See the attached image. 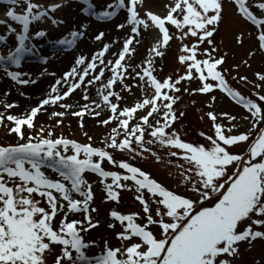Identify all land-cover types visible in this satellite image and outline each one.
Instances as JSON below:
<instances>
[{
    "label": "snow or ice",
    "instance_id": "1",
    "mask_svg": "<svg viewBox=\"0 0 264 264\" xmlns=\"http://www.w3.org/2000/svg\"><path fill=\"white\" fill-rule=\"evenodd\" d=\"M19 2L20 0H8L10 5H17ZM26 2V14H18L15 7L7 12L12 21L23 26V34L18 35V47L11 50L6 37L0 34V47L10 49V54L0 55V62L8 66L15 65L17 69L0 70L4 71L5 78L25 86L37 82L29 73L19 70L26 57L39 56V48L31 41L48 37L46 30L30 36V25L44 20L50 12L54 14L60 7L55 5L49 10L33 0ZM233 3L241 16L256 27L259 47L264 49V18L255 14L249 0H233ZM109 7L124 9L126 0H118V5ZM143 7V0H130L127 5L130 14L127 23L132 27L121 50L110 53V46L105 44L90 60L81 55L75 62L76 66L55 81L49 94L37 106L22 115L5 116L0 113V129L5 133L15 134L18 138L15 145L0 144V264H47L48 256L54 257V264H233L230 258L239 255L243 242L264 239V129H261L251 143L247 155L233 154L230 147L248 142L250 134L227 135L221 124H214L215 138L206 136L211 143L210 147L185 142L177 132L168 131L178 120L174 105L178 100L175 94L181 92L179 85L185 80L192 81L194 74H198L195 78L202 82V86L196 91L210 93L218 87L247 109L254 128L264 122V106L246 99L228 85L224 74L218 70L224 63V58L212 55L216 51L214 47L204 51L207 58L198 59L199 44H214V34L223 18V0H176L166 17L151 11L142 16ZM255 7L264 11V2L257 3ZM113 15L112 11L103 12L105 18ZM168 25L175 26L180 31L181 39L195 37L199 43L183 47L185 54L179 59L187 67L186 74L175 81L169 77L166 82H161L154 75L153 64L155 57L164 55L161 45L150 50L154 57L147 61V67L139 66L142 71L132 67L130 61L136 52L134 41L139 43L138 37L142 29L154 26L162 33V46L167 47L173 39ZM124 27V23L118 25L120 29ZM10 33L15 34L16 29L11 28ZM82 35L84 33L76 30L70 37L51 43L53 47L59 45L63 49H74ZM104 35L101 32L95 39L101 41ZM109 54L113 58H107ZM40 58L47 63L46 58ZM106 71L109 73L107 77ZM256 75L264 84V74ZM130 77L148 83L154 89V95L143 99L142 103H135V106L120 108L119 102L124 99L120 92L132 91L133 85L126 82ZM240 79L247 80V77ZM97 82L98 95L103 105L111 110V115L98 123L108 125L112 120L119 122L117 128L112 129L116 135L107 143V149L63 136L57 138L54 130L43 126L38 130L39 135L27 134L26 129L31 132L37 130V117L42 110L47 111L45 106L58 105L61 109H72L73 104L62 101H66L78 89H83L82 99L87 103L76 105L78 110L72 111L71 115L81 118L80 127H84L85 114L100 116L101 103L90 100L87 91L89 86H94ZM118 83L120 91H115L114 86ZM5 95H10V92ZM257 95L259 101L264 102V95ZM212 99L215 100V96ZM148 106H151L150 110L140 118L141 123L130 128V121L138 110ZM4 107L11 109L18 105L5 103ZM162 110L163 123L158 120L155 125L150 124L153 114L159 115ZM66 114L65 111H53L51 117H59L57 124L63 125ZM209 115L214 122L217 120L216 114ZM231 119L235 120L236 117ZM145 126L151 129L149 135L152 139L146 140ZM119 128L124 129L125 138L122 142H118L116 138ZM231 131L229 128L228 132ZM201 136L205 134L201 133ZM134 142L143 150L139 153L141 155L144 152L156 155L148 147L154 142L181 150L182 155L177 151H172L171 155L182 158L191 165L182 175L184 181L191 186V191L199 198L194 200L167 189L141 168L127 161H117L108 151L127 150L135 154L137 149L133 146ZM105 161L125 170L126 174L105 170L102 166ZM230 167L235 171L230 173ZM45 169L55 172L59 178H50ZM86 173L98 174L105 184L108 198L117 203L120 202L118 190L128 187L122 182H134L140 193L135 198L143 205L147 218L146 223L141 225L137 222L139 213L126 215L112 211L111 217L125 226L124 231L117 234V239L123 244L116 249L108 244L104 252L95 256L87 255L88 250L96 247L95 242H86L82 235L99 226L92 218V213L97 209L91 207L94 200L93 186L87 180ZM193 174L196 177L195 183L192 182ZM109 178L112 183H107ZM144 190L151 194L152 202L158 206L155 216L149 201L144 197ZM73 193L82 199L75 198ZM35 196L42 198L47 208L40 206L41 200ZM205 201L212 202L215 206H203ZM58 214L62 215V219L57 224L54 221ZM69 214H81L83 219L69 221ZM109 226L115 228L116 225ZM152 226L159 227L160 235L154 233ZM256 228L261 230H255Z\"/></svg>",
    "mask_w": 264,
    "mask_h": 264
},
{
    "label": "rangeland",
    "instance_id": "2",
    "mask_svg": "<svg viewBox=\"0 0 264 264\" xmlns=\"http://www.w3.org/2000/svg\"><path fill=\"white\" fill-rule=\"evenodd\" d=\"M55 0H33L34 3L38 5L45 6L49 10L50 6L53 5ZM264 2V0H249V4L252 10L258 17L264 18V11H261L255 7L257 3ZM60 7L57 12L53 15V19L47 22L48 18L40 22H34L31 28L30 36H35L40 30H46L48 32V37L43 39L32 40L36 46L41 47V55L46 56L48 59L47 63H40L35 60V71H31L29 65H24L19 69L22 72H27L31 75L32 79L37 81L36 83H30L29 85H19L13 82L10 78H4L6 82L0 83V113L6 115H22L26 111H29L32 107L37 106L42 99H44L50 92V87L55 83V81L61 78L64 73L71 70L72 67L76 66V60L81 56H85L88 60L91 59L94 53L100 51L105 44L110 46V53H116L121 50L123 41L126 37L131 34L132 25L127 23L130 19V14L125 9L119 7H112L110 5H118V0H90V1H77V0H62L60 2ZM176 0H143V11L142 16L147 11H151L154 14L166 17L169 13L171 7H174ZM128 5L126 0V6ZM16 8L17 13L26 14L27 2L26 0H20L17 5H10ZM86 6H91L93 10L83 17V21L76 24V14L80 9H85ZM223 18L221 23L218 25L217 30L214 34V44L208 45L207 42L199 44L198 48V59L207 58L203 53L204 51L211 50L215 48L216 51L212 53L214 57H223L224 63L218 67L224 76L227 78V83L234 91H238L246 99H251L254 102L261 103L264 106V102H260L257 93L264 95V84H262L257 73L264 74V49L259 47L258 42V31L254 25L248 22L245 18L241 16L238 12L237 7L232 3L231 0H223ZM139 10V9H138ZM104 11H112L114 16L111 18H103L102 21L97 22L93 19L94 14L103 15ZM117 11H122L123 15L126 17L125 21V32L119 33L122 29L116 27V21L120 14L117 15ZM7 10L2 4L0 5V34L4 35L7 40V44L11 45V50H14L18 46V33L21 24L19 22H14L7 17ZM121 12V14H122ZM179 15V13L177 14ZM146 18V16L144 17ZM5 19V21H3ZM120 20V18H119ZM54 21L56 23H54ZM95 22V23H94ZM103 26L102 24H108ZM94 25L97 32L94 34L89 41L88 32L90 26ZM170 28V34L173 39L169 42L167 47L162 46V33L156 29L154 26L148 29H142L141 35L138 37L139 43L134 41L136 47V52L132 55L130 64L135 67L137 71H142L140 65L147 67V61L153 59L154 54L150 51L157 45H161V51L164 52L162 57H155L153 59L154 64V75L157 76L161 82H166L169 77L173 81L184 76L187 72V67L181 63L179 57L183 53V47L185 45H196L199 43L198 39L195 37H187L181 39L182 35L175 26L168 25ZM15 28L16 33L11 34L10 29ZM115 29V30H114ZM79 30L84 35L77 41V45L74 49H71L64 58H59L60 61L57 63L52 59L50 54L57 51L64 50L62 46L56 45L53 47L51 42L58 41L59 39L70 37L73 31ZM101 32L105 33L101 41H97L95 37ZM115 47L114 51L113 48ZM0 51L9 52L8 47H0ZM56 55V54H52ZM62 56V57H63ZM107 58H113L110 54ZM58 60V59H55ZM127 60V58H126ZM34 61H29L32 63ZM81 69L83 66H79ZM9 70V69H8ZM13 71V70H9ZM99 71V69H97ZM131 71V68L129 69ZM31 72H36V76L31 74ZM55 75H52V74ZM5 77V73L3 72ZM109 73L106 71L105 76L107 77ZM198 74H194V79L192 81H183L179 87L181 92L175 94L178 96L177 103L174 105L178 120L169 129V132L175 131L179 134L180 138L185 142H190L193 144H201L206 147H210L211 143L206 139V136H213L215 138V127L214 124H221L225 129L227 135H239V134H250V140L248 142H241L239 145H233L230 147V151L233 154L247 155L248 148L251 147V143L254 137L260 134L261 129H264V122L260 123L258 128L253 127V120L251 119L250 113L244 108L242 104L237 103L230 96L227 95L220 88L216 87L210 93H202L196 91L202 86V82L195 78ZM241 77H247V80L240 79ZM28 78V77H24ZM225 78V79H226ZM10 82V84H9ZM126 82L133 85L132 91H121L120 94L124 98L119 102L120 108L135 106V103H142L143 99L151 98L154 95V89L145 81H141L138 78H128ZM41 83L38 87L37 84ZM214 84L217 82H213ZM260 85V87H257ZM119 83L114 86L115 91H120ZM35 88H39L35 92ZM99 82L94 86H89L87 91L90 100H96L97 103H101L100 116H91L85 114L83 117L84 127H80L81 118L71 115L72 111L78 110L76 105H83L87 103L82 99L83 89H78L71 97L62 103L73 104L72 109H61L59 106H45L47 111H43L37 117L36 125L37 130L31 132L26 129L29 135H39V128L41 126L49 130H54L56 137L63 136L68 139L78 141L83 144H92V146L97 148H106L107 143H110L111 137L116 135L112 132L113 128H117L118 121L112 120L108 125L99 124V120L107 119L111 115L110 108L103 105L101 97L98 95ZM167 91V90H165ZM6 92H10V95H5ZM32 93L31 101L28 105L23 107L20 104L22 97L25 96L24 93ZM36 93V94H35ZM215 96V100L212 97ZM113 102L115 98H112ZM5 103H16L18 107L11 109H6L4 107ZM151 106L145 109L138 110L135 114V118L130 121L129 127H134L136 124L141 123L140 118L147 114ZM53 111H65L67 114L63 117V125H58L57 120L59 117H51ZM163 110L161 114H153L150 118L149 123L155 125L158 120H161ZM183 113V115H181ZM209 113H214L217 116V120L214 122ZM227 113L228 115H222ZM236 117L232 120L231 117ZM6 123H9L6 121ZM49 126H51L49 128ZM147 129V126H145ZM231 128L232 131L228 132ZM151 129H147L145 132L146 140L152 139L149 135ZM119 135L116 136L118 142H122L124 137V129H118ZM87 133V136L85 135ZM204 133L205 136H201ZM47 135V132L45 133ZM89 137L92 139L89 140ZM18 142V138L15 134L5 133L0 129V144L3 145H15ZM133 146L137 149V153L133 154L127 150L121 152L119 150L110 151L117 161H127L132 163L134 166L141 168L146 173L155 179L157 182L161 183L167 189L176 192L177 194L191 197L192 199H198L199 197L191 191V186L187 184L183 179V173L191 167L186 160L174 157L171 155L172 151L181 152V150L173 149L170 147L159 145L154 142L148 145L155 152L156 155H152L151 152H144L142 155L139 154L143 150L134 142ZM71 154V153H69ZM182 155V152H181ZM135 156V158H133ZM98 159V158H97ZM181 165L183 167H181ZM105 170L115 171L121 174H126L125 170L118 167H114L107 161L102 165ZM234 168H229V172H234ZM47 175L50 178L57 179L58 174L52 172L49 169H45ZM87 180L93 186L94 200L91 203V207L97 209V211L92 213L93 222H98V227L92 228L90 232L82 233L86 242H95L96 247H92L87 251V255L95 256L106 250L108 244L113 249L121 247L123 242L117 239V234L124 231V225H121L118 221H115L110 213L112 211H117L120 214H136L139 213L138 223L144 225L146 223V214L143 211V205L135 197L140 195L136 190V186L132 181H123L128 187L125 189H119L120 191V202L117 203L111 200L107 196L106 188L102 178L98 174L86 173ZM196 177L193 174V183H195ZM107 183H112V179L109 178ZM130 189V190H129ZM58 195V194H57ZM75 198H80L78 194L73 193ZM144 197L149 201V206L152 209L153 216L156 215L157 205L152 202L151 194L144 190ZM36 199L41 200V205L47 208L46 202L39 196H35ZM218 202V200L216 201ZM203 206L214 207V203L205 201ZM202 207V206H201ZM62 219V215L58 214L56 221L54 223L58 224V221ZM73 219H83L81 214H69L68 220ZM127 222H125L126 225ZM251 222L249 221V224ZM110 224H115V228L110 227ZM247 225L244 226L246 228ZM242 228L241 230H244ZM152 230L156 235H160V229L157 226H152ZM255 230H261L256 228ZM137 238H134V240ZM107 242V243H106ZM59 248H57V252ZM233 260V264H264V239H257L255 241L243 242L240 245V253L235 258H230ZM47 264H54V257L48 256Z\"/></svg>",
    "mask_w": 264,
    "mask_h": 264
},
{
    "label": "bare ground",
    "instance_id": "3",
    "mask_svg": "<svg viewBox=\"0 0 264 264\" xmlns=\"http://www.w3.org/2000/svg\"><path fill=\"white\" fill-rule=\"evenodd\" d=\"M3 1H7V0H0V3L1 2H3ZM59 0H55V2H58ZM4 7H5V9L7 10V11H9L13 6H9V5H3ZM86 13H87V11H85V10H83V9H81V10H79V11H77V14H76V24H79L80 22H82L83 20V17H85V15H86ZM78 21H80V22H78ZM125 21H126V17L123 15V12H122V14H121V17H120V20L119 19H117V21H116V27H118V25L119 24H121V23H125ZM110 23H108V24H102L103 26H105V25H109ZM125 28V27H124ZM124 28L120 31H117V32H119L120 34L121 33H123V32H125V30H124ZM96 28L94 27V25H91L90 26V29H89V32H88V37H89V41L91 40V38H92V36L95 34H92L93 32H97V30H95ZM115 30V29H114ZM37 47H39V46H37ZM114 49H115V47L113 48V50L112 51H114ZM41 51H43L42 49H41V47L39 48V52H41ZM6 54H8V53H6ZM63 55H65V52H58V53H56V55H53L51 58L52 59H54V61L57 63V61L59 62L60 61V59L59 58H64V57H66V56H63ZM6 56V55H5ZM63 56V57H62ZM55 59H58V60H55ZM61 62V61H60ZM0 69H3V66H1L0 65ZM31 71H35V66L34 67H31ZM3 72L4 71H2V70H0V83H2V82H6V80L4 79L5 77H4V75H3ZM36 73V72H35ZM34 72H31V74H32V76L33 75H35L36 76V74H35ZM9 84H10V82H9ZM41 85V83H38L37 84V86L39 87ZM1 88V87H0ZM40 88V87H39ZM39 88H35V92H36V90L37 89H39ZM25 94V96L24 97H22V99H21V101H20V104H21V106L23 107L24 105H28L29 103H30V101H31V96H32V93H29V92H27V93H24ZM36 94V93H35ZM6 145H8V144H6Z\"/></svg>",
    "mask_w": 264,
    "mask_h": 264
}]
</instances>
